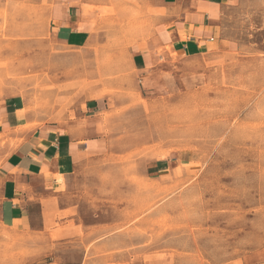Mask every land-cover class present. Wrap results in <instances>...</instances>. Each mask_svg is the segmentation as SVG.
<instances>
[{
  "label": "rangeland",
  "instance_id": "374dc122",
  "mask_svg": "<svg viewBox=\"0 0 264 264\" xmlns=\"http://www.w3.org/2000/svg\"><path fill=\"white\" fill-rule=\"evenodd\" d=\"M145 12L0 0V115L15 104L31 127L94 125L98 140L33 227L0 223V264H264V0L227 3L206 53L166 46L139 70L157 46ZM56 13L95 36L63 45Z\"/></svg>",
  "mask_w": 264,
  "mask_h": 264
},
{
  "label": "crops",
  "instance_id": "0c3cea01",
  "mask_svg": "<svg viewBox=\"0 0 264 264\" xmlns=\"http://www.w3.org/2000/svg\"><path fill=\"white\" fill-rule=\"evenodd\" d=\"M230 1L141 0L148 11L146 19L155 27L157 46L155 51L138 53L136 67L147 69L166 46L188 58L206 53L216 41L218 20ZM56 17L52 31L67 47L83 48L95 36L94 27L85 19L59 13ZM31 123L24 109L15 104H7L0 115L3 131L11 132L5 145L0 141V223L22 232L34 226V203L51 198L60 180L72 175L98 143L94 125L62 128L47 122L31 127ZM5 150L10 152L4 159Z\"/></svg>",
  "mask_w": 264,
  "mask_h": 264
},
{
  "label": "bare ground",
  "instance_id": "6f19581e",
  "mask_svg": "<svg viewBox=\"0 0 264 264\" xmlns=\"http://www.w3.org/2000/svg\"><path fill=\"white\" fill-rule=\"evenodd\" d=\"M168 16H169V15H168ZM168 16H167V17H168ZM0 25H1V24H0ZM55 51H56V50H55ZM182 56H183V55H182ZM10 74H11V73H10ZM95 93H96V92H95ZM74 95H75V94H74ZM195 211H196V210H195ZM192 219H193V218H192ZM192 219H191V220H192ZM196 220H197V219H196ZM200 220H201V219H200ZM193 221H194V220H193ZM198 222H199V221H198ZM219 249H220V248H219Z\"/></svg>",
  "mask_w": 264,
  "mask_h": 264
}]
</instances>
